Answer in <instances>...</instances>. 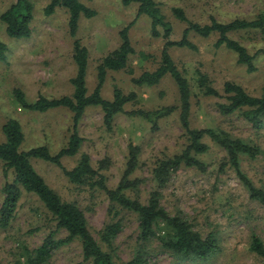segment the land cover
<instances>
[{
	"label": "rangeland",
	"instance_id": "1",
	"mask_svg": "<svg viewBox=\"0 0 264 264\" xmlns=\"http://www.w3.org/2000/svg\"><path fill=\"white\" fill-rule=\"evenodd\" d=\"M155 1L161 5L163 14L172 26L170 39L173 41L180 40L187 27L174 18L173 8L181 9L188 20L202 26L210 24L211 20L221 23L236 19L254 20L264 13V0ZM12 2L0 0V16ZM31 2L33 19L28 39H10L0 20V43L5 46L0 58V143L4 141L2 125L8 120H15L19 122L25 137L22 150L45 146L51 153H56L64 147L70 136L71 113L65 109L46 113L29 112L20 107L13 97V91L23 92L29 102H34L40 96L47 99L70 96L73 91L70 80L76 74L72 59L73 42L78 39L89 54L86 83L90 94L96 85L99 60L119 46V32L135 20L137 5L124 6L121 0H81L96 15L91 18L82 16L76 36L71 37L68 14L64 9L46 15L45 8L50 0ZM230 37L251 55L264 51V34L261 32L239 31L231 33ZM129 38L135 50V55L129 61L132 74L129 75L127 71L108 73L102 96L111 100L115 87L125 94L135 92L138 103L127 105V111L176 106L177 89L169 77L155 87L136 88L131 83L132 77L157 67L164 44L161 37L151 34L147 17L141 16L136 20L129 29ZM188 38L196 46V51L173 48L169 53L190 83L191 127L219 128L234 138L246 140L258 147L261 153L253 160L243 158L241 166L251 182L264 189V127L254 130L238 115H219L216 105L224 100L204 97L196 87V74L200 72L208 76L220 93L225 82H233L243 87L249 95L259 97L264 81V55L255 56L256 70L248 73L245 66L237 63L234 53L215 47L216 35L201 38L191 33ZM140 53L147 58L142 59ZM102 118L99 108H88L84 113L78 129L83 138L79 154L89 155L93 166L108 158L110 166L105 171V177L107 185L115 188L125 170L128 145L138 146L141 167L134 177L145 180L140 186L141 199L145 201L154 188L150 173L156 161L179 153L186 144L178 113L174 112L161 120L156 132H151L149 123L124 115L116 116L112 130L108 131ZM204 142L209 146V151L200 159L206 166V172L182 168L163 190L161 204L171 215L181 214L203 234L209 231L217 233L222 251L207 264H264L261 258L248 249L251 233L257 234L264 244V206L248 198L246 190L231 169L226 167L223 172L218 170L224 152L209 139L205 138ZM79 154L63 159L64 168L71 170L75 167ZM32 165L62 200L74 202L84 211L89 229L98 240L97 232L110 219L105 195L75 187L54 165L39 160H32ZM5 181L0 162V206L4 198L1 189ZM52 231H55V222L43 205L34 195L23 193L10 227L5 230L0 228V262L25 264L26 257L23 254L40 246ZM135 232L136 224L127 216L114 242L115 264H124L129 260ZM65 237L66 233L60 231L54 239L60 242ZM151 262L171 264V259L158 251L153 254ZM47 264L87 263L83 262L79 243L73 241L58 247Z\"/></svg>",
	"mask_w": 264,
	"mask_h": 264
},
{
	"label": "trees",
	"instance_id": "2",
	"mask_svg": "<svg viewBox=\"0 0 264 264\" xmlns=\"http://www.w3.org/2000/svg\"><path fill=\"white\" fill-rule=\"evenodd\" d=\"M11 5L0 16L5 26L6 35L12 40L28 39L31 35L33 5L31 0H12ZM122 5H137L135 20L119 32L120 44L113 51L101 58L96 67V85L89 94L87 89V70L89 54L86 47L78 39L73 42V62L76 74L70 80L73 88L70 96L56 99L38 97L34 102L26 100L20 90L13 91V97L20 107L29 112L46 113L52 110L65 109L71 113L72 125L67 143L58 152L51 153L45 146H37L22 150L25 137L19 122L8 120L2 125L4 141L0 143V162L2 174L6 179L1 191L4 196L0 206V228L10 227L15 217L18 203L23 193L34 195L55 222V231L50 232L40 246L31 252L26 251L25 264H47L53 252L63 244L77 241L81 248L83 262L87 264H115L114 242L123 229V219L131 217L136 224V236L131 245L130 258L124 264H152L154 253L161 251L170 259L171 264H207L215 258L222 249L215 231L203 234L193 223L181 214L171 215L161 204L163 190L172 177L182 168H194L202 173L206 166L200 156L209 151L204 142L207 138L224 152L218 170L223 172L226 167L231 169L247 192L251 201L264 206V189L258 188L243 172L241 162L247 157L255 159L260 149L251 142L234 138L226 131L217 129H193L190 125L192 106V90L187 77L177 68L169 50L173 48L196 51V46L189 40L191 33L201 38L216 35L215 47L224 48L236 55L237 63L245 66L248 73H253L255 56L264 55L260 50L255 55L249 54L239 42L233 40L230 34L239 31H256L264 34V13L254 20L236 19L229 23L211 20L208 25H199L187 19L179 8H173L174 18L186 24L182 37L178 41L170 39L172 26L162 12L161 5L155 0H121ZM57 9H64L68 14V30L75 37L81 17L91 18L96 13L86 7L81 0H50L45 8L46 15H51ZM147 17L150 21V31L154 37L163 39L159 64L153 71H145L138 77H132L131 83L136 88L155 87L169 77L177 89L178 104L161 107L155 110L135 109L127 111V105L138 103L135 92L125 94L115 87L112 99L102 96L106 77L110 72L127 71L129 61L135 55V50L129 38V29L136 20ZM5 46L0 43V58ZM142 59L147 57L140 53ZM196 87L204 97L224 100L216 105L221 116L238 115L254 130L264 127V81L259 97L249 95L243 87L233 82H225L220 93L216 90L207 75L197 72ZM88 108H99L103 115V124L108 131L113 128L114 119L118 115L138 118L150 125L151 132L159 130V123L174 112L183 131L186 144L184 148L171 157L159 159L151 170L154 188L143 201L140 186L144 179L134 177L140 169V148L129 144L125 162V170L115 188L107 185L105 171L110 166V160L104 158L93 166L89 155L79 154L83 138L79 135V124ZM79 154L75 167L67 170L62 165L65 158H73ZM32 160H39L61 169L68 182L75 187L91 193L105 195L108 201L107 215L110 218L103 228L97 232L98 240L91 233L84 211L74 202H67L52 190L44 179L36 172ZM11 177V179H8ZM63 231L66 237L56 241L54 236ZM248 249L264 261V244L261 238L251 233ZM0 264H2L0 262Z\"/></svg>",
	"mask_w": 264,
	"mask_h": 264
}]
</instances>
